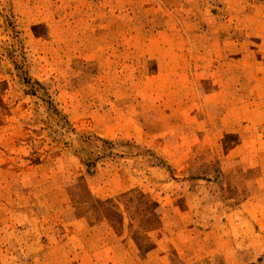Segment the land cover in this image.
Segmentation results:
<instances>
[{
    "label": "rangeland",
    "instance_id": "1",
    "mask_svg": "<svg viewBox=\"0 0 264 264\" xmlns=\"http://www.w3.org/2000/svg\"><path fill=\"white\" fill-rule=\"evenodd\" d=\"M0 264H264V0H0Z\"/></svg>",
    "mask_w": 264,
    "mask_h": 264
},
{
    "label": "crops",
    "instance_id": "2",
    "mask_svg": "<svg viewBox=\"0 0 264 264\" xmlns=\"http://www.w3.org/2000/svg\"><path fill=\"white\" fill-rule=\"evenodd\" d=\"M191 211H192V209H191Z\"/></svg>",
    "mask_w": 264,
    "mask_h": 264
}]
</instances>
